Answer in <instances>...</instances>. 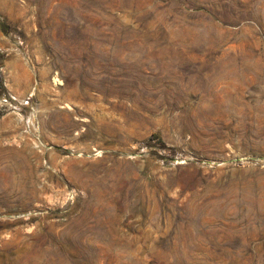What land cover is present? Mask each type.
Here are the masks:
<instances>
[{
	"label": "rangeland",
	"instance_id": "rangeland-1",
	"mask_svg": "<svg viewBox=\"0 0 264 264\" xmlns=\"http://www.w3.org/2000/svg\"><path fill=\"white\" fill-rule=\"evenodd\" d=\"M0 264H264V0H0Z\"/></svg>",
	"mask_w": 264,
	"mask_h": 264
},
{
	"label": "trees",
	"instance_id": "trees-1",
	"mask_svg": "<svg viewBox=\"0 0 264 264\" xmlns=\"http://www.w3.org/2000/svg\"><path fill=\"white\" fill-rule=\"evenodd\" d=\"M0 76H1V72H0Z\"/></svg>",
	"mask_w": 264,
	"mask_h": 264
}]
</instances>
